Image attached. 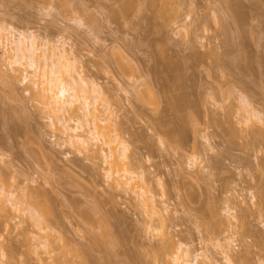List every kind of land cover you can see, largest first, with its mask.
Here are the masks:
<instances>
[{
	"label": "rangeland",
	"instance_id": "obj_1",
	"mask_svg": "<svg viewBox=\"0 0 264 264\" xmlns=\"http://www.w3.org/2000/svg\"><path fill=\"white\" fill-rule=\"evenodd\" d=\"M0 26L65 43L75 74L103 91L96 102L113 111L129 170L143 172L137 182L163 222L111 189L97 154L107 146L79 154L63 144L0 47V187L66 244L40 246L29 213L8 205L0 264H171L167 238L197 255L193 264H264V126L242 124L238 100L246 94L264 115V0H0ZM210 51L227 61L223 74L195 61ZM78 105L71 125L85 120Z\"/></svg>",
	"mask_w": 264,
	"mask_h": 264
},
{
	"label": "bare ground",
	"instance_id": "obj_2",
	"mask_svg": "<svg viewBox=\"0 0 264 264\" xmlns=\"http://www.w3.org/2000/svg\"><path fill=\"white\" fill-rule=\"evenodd\" d=\"M132 8V3H128L126 8L122 9V13L127 14ZM64 44L61 41L51 40L46 36H42V39H40L33 31L19 32L13 26H0V47L4 50L6 62L11 67L15 77L21 74V82L35 89L34 91L30 89L32 87L29 88L32 90V96L47 111L51 126L57 127L64 136L65 142L63 144L74 148L79 154L91 152L92 147L98 145V142L107 146L108 151L102 148L97 154L109 165L106 170V178L112 180L110 183L111 189L117 194H133L136 199H142V202L139 201V203H142L141 205L150 209V211L144 210L140 206L141 210L147 214L150 220L158 218L162 225L160 211L152 205L153 203L150 204L153 197H149L144 186L137 182V180L145 181L143 172L131 173L129 170L132 161L128 151L129 145L123 143L121 135L123 131L117 127L113 111L108 106L96 102L103 100V91L98 84L92 82L88 85L80 76L75 74L73 65L68 64ZM203 54L199 55L194 52L195 61L198 64L207 63L214 68L215 72L218 71L223 74L225 68L228 67V65H225L227 61L224 56L216 51ZM124 65L123 62L121 66L124 68L126 66ZM126 68H129V66ZM247 68L248 65L243 67L245 75ZM176 97H174V100L178 101L177 106L182 105V103L180 104L181 101H186L179 98L180 96ZM238 100L241 101L239 111H243L241 123L247 128L258 126V123L261 127L264 126V115L254 108L248 96L241 93ZM77 103H79L77 109L83 112L85 120L82 121L83 119L78 116L74 119L75 125H71L72 118L68 115L71 114ZM101 106L105 108L103 110L99 109ZM178 107L181 108V106ZM119 130L122 132L120 133ZM226 130L231 141L238 139V133L233 126ZM259 131L262 133L261 130ZM254 133L259 132L254 131ZM22 193L24 196L25 192ZM17 196L13 190L0 187V213L4 214L8 211L6 208L8 205L17 213H29L30 219L34 223L33 226L36 225L35 227L38 228L39 232H42L41 236L39 235L42 240L38 241L40 246L48 251H55L66 246V244L60 246L51 239L52 235L49 232L53 229L44 224L47 221L46 217L38 214L35 208L30 206V208H25L24 211L21 210V207L24 206L23 199L18 200ZM262 198L264 199V193ZM103 233L105 236L109 235L106 230H103ZM160 247L161 252L163 251L164 255L170 257L171 264H193V261L198 259L197 255L192 257L189 250L183 248L181 242L173 243L171 239L167 238L161 243ZM228 261H230L229 257Z\"/></svg>",
	"mask_w": 264,
	"mask_h": 264
}]
</instances>
